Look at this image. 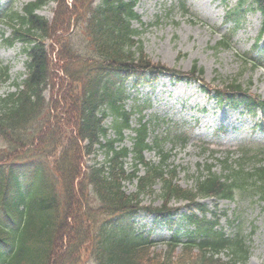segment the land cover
I'll use <instances>...</instances> for the list:
<instances>
[{"label":"trees","instance_id":"obj_1","mask_svg":"<svg viewBox=\"0 0 264 264\" xmlns=\"http://www.w3.org/2000/svg\"><path fill=\"white\" fill-rule=\"evenodd\" d=\"M137 1L36 0L3 16L12 29L4 44H21L28 60L25 79L0 98V264H247L250 250L242 232L226 234L219 217L207 218L208 210L196 201L238 195L264 202V147L246 152L240 163L229 164L227 158L221 174L207 165L193 190L175 182L177 168H171L164 151L168 141H185L174 134V126L149 145L148 128L141 125L133 129L132 150L120 146L137 107L126 109L125 81L165 69L153 65L135 39L140 35L133 28L140 21ZM50 2L56 4L51 22L37 13ZM253 4L251 9L262 14L264 32V0ZM244 12L228 13L236 27ZM8 80L6 66L0 84ZM226 88L245 97L237 80ZM146 150H155L160 163L147 162ZM103 151L106 159L100 164L97 156ZM130 153L131 171L125 167ZM247 159H255L252 169ZM23 164L26 171L19 170ZM135 179L136 192L127 194L125 183ZM156 184L163 204L150 213L173 224L169 203L186 201V219L195 228L187 234L175 231L160 253L130 220L142 210V199L155 194ZM225 250L226 261L220 256Z\"/></svg>","mask_w":264,"mask_h":264},{"label":"rangeland","instance_id":"obj_2","mask_svg":"<svg viewBox=\"0 0 264 264\" xmlns=\"http://www.w3.org/2000/svg\"><path fill=\"white\" fill-rule=\"evenodd\" d=\"M35 0H2V12L13 8H22ZM241 0H186L191 12L198 17L195 23L185 18L179 8V0H140L136 12L146 25L154 24L143 34L145 52L154 64L160 63L169 68H176L180 72H190L194 65L204 71V80L213 87H223V83L234 78L244 86H250L252 94H258L264 99V69L252 70L245 68L242 55L248 52L258 38L261 29V18L257 13L249 14L242 20L241 27L235 38L236 50H217V43L222 39L228 27L224 26L227 10H234ZM250 3L252 0H248ZM55 5L51 4L39 12L49 20L53 18ZM140 29L139 24H135ZM217 30H221L218 32ZM5 37L10 29L0 25V68L10 67V81L7 85H0V96L15 91L13 82L22 81L25 74L26 57L21 53V45L14 47L2 46L1 34ZM264 47V39L261 41ZM127 90L146 109L147 120L156 118L168 120L183 126V130L191 131L186 146L179 144L173 149L174 162L189 174L196 171L198 163H204L202 150L204 143L211 149H216L221 156L227 150L235 151L245 145L264 143V132L255 129L259 118L240 115L239 111L229 107L218 106L208 99L198 88L190 83H178L173 79L161 76L153 86L144 85L134 89L131 82L126 84ZM132 106L130 102L127 107ZM224 126L226 133L217 135V130ZM154 127H152V130ZM165 126L158 127L156 134L164 133ZM129 145V143H128ZM166 150L171 149L166 144ZM219 156V158L221 157ZM148 160L157 162L154 152L146 154ZM98 160H104L100 154ZM181 185L192 186L190 179L181 175ZM128 193L135 191V186L126 184ZM254 201V200H253ZM212 205V201L208 202ZM142 205L148 208H159L161 201L157 197L148 196ZM174 205V204H172ZM176 206H181L177 204ZM218 214L227 212L229 218L222 220V226L232 232L230 221L239 216L244 235L248 236L251 248L248 264H264V207L253 203L249 199L238 198L235 202H219ZM184 213V210L182 211ZM230 220V221H229ZM137 228L141 231L154 229V240L157 242L168 239L171 231L167 224L154 220L153 216L140 214L136 217ZM164 245L159 244L155 252L164 251Z\"/></svg>","mask_w":264,"mask_h":264}]
</instances>
